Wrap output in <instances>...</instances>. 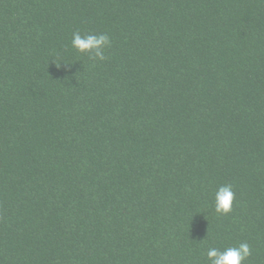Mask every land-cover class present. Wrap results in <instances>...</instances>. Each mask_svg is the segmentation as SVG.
Wrapping results in <instances>:
<instances>
[{
  "label": "trees",
  "instance_id": "trees-1",
  "mask_svg": "<svg viewBox=\"0 0 264 264\" xmlns=\"http://www.w3.org/2000/svg\"><path fill=\"white\" fill-rule=\"evenodd\" d=\"M244 241L264 264V0H0V264H209Z\"/></svg>",
  "mask_w": 264,
  "mask_h": 264
},
{
  "label": "clouds",
  "instance_id": "clouds-1",
  "mask_svg": "<svg viewBox=\"0 0 264 264\" xmlns=\"http://www.w3.org/2000/svg\"><path fill=\"white\" fill-rule=\"evenodd\" d=\"M71 47L78 53L89 54L90 59L104 61L107 59L106 50L111 47L108 34L84 33L76 31L72 34ZM235 193L231 184L219 186L214 192V210L220 215H227L232 211ZM252 255L251 246L247 241L223 250L209 248L206 258L209 264H244Z\"/></svg>",
  "mask_w": 264,
  "mask_h": 264
}]
</instances>
